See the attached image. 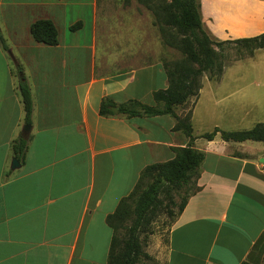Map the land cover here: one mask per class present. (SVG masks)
Listing matches in <instances>:
<instances>
[{
  "label": "crops",
  "instance_id": "obj_1",
  "mask_svg": "<svg viewBox=\"0 0 264 264\" xmlns=\"http://www.w3.org/2000/svg\"><path fill=\"white\" fill-rule=\"evenodd\" d=\"M97 11L98 0H0L8 48L0 45V264H107L112 231L106 217L146 166L171 160L172 148L188 145L171 115L118 112L128 101L154 106L152 93L168 83L160 60L98 72ZM200 11L220 41L264 33V0H200ZM37 20L53 23L55 46L32 39ZM22 77L33 101L32 125L24 160L11 170L12 142L24 126ZM211 79L201 81L190 106L174 110L179 118L191 112L192 147L204 158L195 191L165 244L158 243L155 264L264 262V142H224L219 135L207 141L199 138L206 131L194 132L197 105L204 107L200 122L213 117V128L248 130L237 127L245 121L238 115L258 109L257 93L264 107V78ZM103 100L117 112L101 115ZM257 123L264 120L248 128Z\"/></svg>",
  "mask_w": 264,
  "mask_h": 264
},
{
  "label": "trees",
  "instance_id": "obj_2",
  "mask_svg": "<svg viewBox=\"0 0 264 264\" xmlns=\"http://www.w3.org/2000/svg\"><path fill=\"white\" fill-rule=\"evenodd\" d=\"M136 1L151 12L163 43L180 51L183 58L163 62L162 67L168 85L166 89L152 93L154 106L128 101L118 107V112L127 118L140 115L146 117L171 115L176 121L174 131H180L189 138V142L184 148H172L174 157L171 160L146 166L132 191L122 198L114 212L106 217L105 223L112 231L107 264H138L142 259H149L150 256L143 251L140 237L150 234L149 226L153 217L159 209L167 206V204L163 206L162 196L172 204L171 192L180 191L197 175L204 155L192 147L194 137L190 122L191 112L179 118L174 110L189 99L198 97L201 88L200 78L204 74L218 77L222 74V64L218 62V54L213 48L223 49L224 45L230 44L242 45L249 55L264 48V33L237 40L215 39L202 22L199 0ZM79 27L80 23H77L71 30ZM30 35L36 43L48 46L57 44L56 29L49 20H37L32 23ZM0 45L4 50L8 49L1 33ZM17 70L21 72V68ZM18 89L23 104L24 125L31 126L33 101L24 77L20 78ZM108 105L105 100L101 102L99 109L101 115L111 114ZM216 135L224 142H264V123H257L248 130L223 131L214 128L199 138L212 141ZM28 139V135L25 137L20 135L12 142L13 157L20 163L24 160ZM186 199L179 205L178 212L184 208Z\"/></svg>",
  "mask_w": 264,
  "mask_h": 264
},
{
  "label": "rangeland",
  "instance_id": "obj_3",
  "mask_svg": "<svg viewBox=\"0 0 264 264\" xmlns=\"http://www.w3.org/2000/svg\"><path fill=\"white\" fill-rule=\"evenodd\" d=\"M167 1L169 2V0ZM97 14V62L99 66L98 72L101 74L128 71L151 64L157 60L172 62L183 58L180 51L163 43L158 28L154 25L151 12L136 0H98ZM213 49L218 54V62L222 64V74L226 76L239 75L250 78H264V48L255 50L251 55L242 45L230 44L224 45L223 49H218L217 47ZM215 77L218 76H210L207 73L200 79L201 81L205 80V78L214 80L211 78ZM224 85L240 87L246 84ZM262 85L264 86V84ZM257 94L258 109L247 111L248 117L244 114L238 115L240 122L245 121L237 127H247L249 129L248 123L252 120H264L263 96L261 93ZM193 99H189L185 106H190ZM203 108V105L196 106L194 117V132L196 133H200L202 130L210 132L214 129L213 122H210L213 117L203 118L202 120L204 121L200 122L203 116L201 114ZM195 178H192L180 191L171 192L172 204L168 203L162 196L163 206L165 204L167 206L159 209L153 217L149 226L150 234L140 237L143 242V251L150 258L142 259L138 264H155L154 257L159 249L158 243L160 242L161 246L165 244L168 229L178 213L179 205L196 189Z\"/></svg>",
  "mask_w": 264,
  "mask_h": 264
},
{
  "label": "water",
  "instance_id": "obj_4",
  "mask_svg": "<svg viewBox=\"0 0 264 264\" xmlns=\"http://www.w3.org/2000/svg\"><path fill=\"white\" fill-rule=\"evenodd\" d=\"M109 110H111L113 112H117V109L114 107H109ZM30 130H31L30 126L24 125L22 128L21 135L24 137L27 136L30 133ZM19 166H20L19 162L15 158H12L11 164H10V169L15 170V169L19 168Z\"/></svg>",
  "mask_w": 264,
  "mask_h": 264
}]
</instances>
